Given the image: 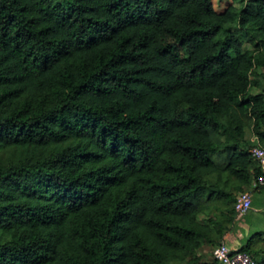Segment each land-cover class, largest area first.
Masks as SVG:
<instances>
[{"label": "trees", "instance_id": "trees-1", "mask_svg": "<svg viewBox=\"0 0 264 264\" xmlns=\"http://www.w3.org/2000/svg\"><path fill=\"white\" fill-rule=\"evenodd\" d=\"M256 143L264 0H0V264H219Z\"/></svg>", "mask_w": 264, "mask_h": 264}, {"label": "crops", "instance_id": "crops-1", "mask_svg": "<svg viewBox=\"0 0 264 264\" xmlns=\"http://www.w3.org/2000/svg\"><path fill=\"white\" fill-rule=\"evenodd\" d=\"M246 136L251 141L256 138L250 129L247 130ZM251 197L252 208L245 214L236 213L231 229L225 233L222 240L232 250H240L250 244L253 254L264 256V188L251 190Z\"/></svg>", "mask_w": 264, "mask_h": 264}, {"label": "built area", "instance_id": "built-area-1", "mask_svg": "<svg viewBox=\"0 0 264 264\" xmlns=\"http://www.w3.org/2000/svg\"><path fill=\"white\" fill-rule=\"evenodd\" d=\"M251 150L261 167V174L253 183V187H257L264 184V146L256 143ZM251 208L252 197L250 191L241 192L235 203L236 213L245 214ZM213 255L219 264H256L249 253L241 250H232L224 240L214 248Z\"/></svg>", "mask_w": 264, "mask_h": 264}, {"label": "rangeland", "instance_id": "rangeland-1", "mask_svg": "<svg viewBox=\"0 0 264 264\" xmlns=\"http://www.w3.org/2000/svg\"><path fill=\"white\" fill-rule=\"evenodd\" d=\"M234 0H213L214 5L218 11H222L225 7H227ZM246 47H251V45L247 44ZM210 249V248H209ZM208 249V250H209ZM211 252L213 250H210Z\"/></svg>", "mask_w": 264, "mask_h": 264}]
</instances>
